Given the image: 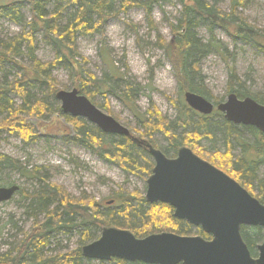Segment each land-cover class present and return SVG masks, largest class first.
<instances>
[{
	"label": "rangeland",
	"instance_id": "1",
	"mask_svg": "<svg viewBox=\"0 0 264 264\" xmlns=\"http://www.w3.org/2000/svg\"><path fill=\"white\" fill-rule=\"evenodd\" d=\"M23 1L25 0H0V7L14 4L19 8L21 15L19 23L15 22L16 19L0 17V43L20 38L29 32L30 6ZM109 2L107 13L115 15L92 34L77 35L75 40L77 54L75 60L82 68L83 75L91 74L96 80L105 78L106 86L103 89L110 88L106 96H102L96 94L95 88L88 85L84 91L94 95L91 100L85 97L100 111L127 128L136 140L145 141L167 156H172L173 151L162 134L142 136L139 117H148V111L154 107L163 118L176 127L175 123L179 118L178 108L181 103H185L183 95L185 92H192L179 90L170 58L162 48L182 33L179 31L173 33L171 29V26H177L182 19V5L178 0H158L157 3H152L151 13L148 15L141 7L121 13L119 0H109ZM207 2L222 12L228 13L230 10V0ZM47 11L49 13L54 11L52 3L47 6ZM239 12L249 25L264 35V0H247V6ZM70 13H72L71 9L63 13L60 24L66 23ZM193 18H195L194 34L198 40L206 44L211 37L208 23L202 22L197 17ZM90 20L95 24L98 15L91 14ZM212 35L219 48L217 50L213 48L202 57L192 74L193 86L202 93L200 96L214 106L226 102L230 94L228 89L231 85L232 73L248 94L264 95V54L253 45L233 41L225 31L217 27L213 29ZM33 37L37 60L42 64L54 63L58 57L54 44L46 38L43 31L35 33ZM25 50L24 46L22 51L26 53ZM15 60L23 66L30 65L25 55ZM19 73L20 70L16 66L4 63L0 67V83L5 79L13 80V77ZM51 76L58 89L57 92L72 90L79 92L78 87L75 86L72 67L61 62L54 66ZM128 87L131 89L130 93L136 94L132 102L124 104L115 95L120 96L125 93ZM27 89L32 97L31 100L43 99L52 111L42 118H27L33 127V137L29 143H24L17 135L9 133H2L0 136V154L10 158L15 168L0 173V187L17 185L24 192L23 195L17 193L10 201L0 204V254L13 250L14 244L22 239V233L28 232L34 222L32 213L27 209L30 204L27 196L38 188V182L21 175L17 168L37 169L40 177L59 186L70 197L93 199L99 205L100 213L105 214L117 211L115 199L120 192L145 198L146 182L154 165L150 155L136 146L132 147V153L137 161V168L124 163L120 167L101 159L75 139L77 132L64 119L60 112V103L55 95L50 94L46 85L33 84ZM9 97L15 106L22 104L17 96L9 95ZM104 105L108 106L107 110L103 108ZM214 111L207 116L213 136L198 143L201 150L194 148L201 155L199 156L208 162L214 156L211 155L212 153L224 152L226 149L221 131L225 119L218 111ZM199 116L200 114L193 112L192 122H198ZM233 127L241 141L239 146L232 142L231 152L234 157H240L242 143L253 145L256 139L247 127L234 124ZM187 130L190 132L192 126ZM173 132L180 137L184 129L174 128ZM111 137L115 142L122 141L119 136ZM254 155L251 154L250 157H255ZM257 177L259 180L264 179V166L259 168ZM257 186L256 183L251 186L255 194L259 192ZM42 218L43 216H39V221H42ZM100 232L91 231L90 241L83 244H80L82 229L52 235L44 253L46 256H58L72 252L96 241L100 237ZM254 251L257 254L256 247ZM81 264L108 263L82 259Z\"/></svg>",
	"mask_w": 264,
	"mask_h": 264
},
{
	"label": "trees",
	"instance_id": "2",
	"mask_svg": "<svg viewBox=\"0 0 264 264\" xmlns=\"http://www.w3.org/2000/svg\"><path fill=\"white\" fill-rule=\"evenodd\" d=\"M208 0H178L182 5V19L177 26H171L173 33L182 32L169 43L162 46L166 55L169 56L180 91H192L201 95L202 93L193 86V70L197 69L198 61L207 55L213 48L219 46L214 42L212 31L215 27L225 31L233 41H242L245 44L253 45L258 51L264 54V35L256 28L249 25L239 12L247 6V0H230L228 13L207 2ZM30 6L31 21L28 24L29 32L13 40L0 43V67L4 63H11L16 66L20 73L13 77V80H4L0 83V136L2 133L17 135L24 143L32 141L33 127L28 122V117L42 118L51 114L50 106L43 99L31 100L28 89L30 85H46L50 94L54 96L58 89L54 84L51 71L54 66L63 62L74 69L75 86L80 94L92 99V93L84 91L90 85L95 88V93L106 96L108 89L106 79L96 80L91 74L84 76L82 68L75 60V40L78 36L92 34L97 28L113 17L107 13L110 6L109 0H25ZM120 12L126 13L132 8L141 7L149 15L152 3L158 0H119ZM53 4L54 11L49 13L47 6ZM61 4H64L63 6ZM62 6V7H61ZM71 9L64 25L60 24L63 13ZM97 14L98 20L91 23L90 15ZM16 19L21 22L20 10L14 4L0 7V17ZM197 17L202 22L208 23L210 40L203 44L194 34V21ZM43 31L48 40L54 44L57 59L51 64H42L37 60L34 53L33 35ZM178 34V33H177ZM25 46L24 53L22 48ZM25 55L30 65L28 67L19 64L15 59ZM233 74V73H232ZM231 74V85L228 93L234 94L238 99L251 98L264 106V95H250L244 90L237 77ZM110 90V88H109ZM108 90V91H109ZM128 87L125 93L115 95L124 104L132 102L136 93H130ZM113 94V93H112ZM9 95L17 96L22 104L15 106ZM105 110L108 109L104 105ZM179 118L175 126L154 107L148 111V117H139L142 128V136L150 137L153 134H162L171 150L175 152L179 147L199 149L197 143L210 139L211 125L207 116L200 115L198 122H192L193 111L181 103L178 108ZM64 119L77 132L75 139L96 154L101 159L122 167V164L137 168V161L133 157L132 147L137 146L128 137H120L121 142H115L111 136L102 133L98 128L89 124L83 119L72 118L63 115ZM86 123L91 125L89 127ZM222 135L225 141V151H215L210 163L223 171L229 177L237 180L253 197L264 205V179L259 180L257 174L259 168L264 166V134L253 127H247L251 131L255 143L253 145L245 142L241 145L242 155L234 157L231 152L232 142L239 146L240 137L236 134L233 124L224 120ZM192 130L188 132V127ZM174 128H182L184 132L180 137L174 134ZM220 131V132H221ZM142 149V148H141ZM144 150V149H142ZM145 151V150H144ZM255 155H254V154ZM255 157H250V155ZM13 168L10 158L0 154V173ZM19 173L27 178L37 180L38 188L30 195L27 209L34 218L33 226L28 232L22 233V239L14 244L13 250L0 254V264H81V248L58 256H46L45 249L49 246L52 235L82 229V240L80 244L90 241L89 233L93 230L101 231L106 227H115L130 231L137 238H144L151 234L162 232L173 233L182 236H200L210 239L201 229L189 225L185 221L177 220L173 216V209L165 204H149L144 197L135 194L116 195L117 211L101 214L99 205L93 199L72 198L59 186L49 183L39 176L37 169L27 170L17 168ZM142 170V169H141ZM143 171V170H142ZM257 184L258 193L252 190V185ZM18 193L23 195L19 189ZM135 201V203H133ZM39 216H43L39 221ZM263 229L260 227H242L241 235L252 256L256 244L263 239ZM192 236V235H191ZM88 260V259H87ZM108 264H143L140 262H126L119 259H112Z\"/></svg>",
	"mask_w": 264,
	"mask_h": 264
},
{
	"label": "water",
	"instance_id": "3",
	"mask_svg": "<svg viewBox=\"0 0 264 264\" xmlns=\"http://www.w3.org/2000/svg\"><path fill=\"white\" fill-rule=\"evenodd\" d=\"M184 102L203 116L214 110L234 125L253 127L264 134V106L251 98L229 94L214 106L202 96L184 93ZM60 112L83 119L106 135L132 137L123 125L100 111L77 90L55 94ZM154 168L147 179L145 200L173 209L177 220L199 228L210 239L168 232L135 237L130 231L103 228L100 237L81 248L84 259L109 262L119 259L143 264H264V239L252 256L241 235L242 227L264 230V205L223 171L182 147L175 159L147 146ZM19 186L0 187V204L10 201Z\"/></svg>",
	"mask_w": 264,
	"mask_h": 264
},
{
	"label": "flooded vegetation",
	"instance_id": "4",
	"mask_svg": "<svg viewBox=\"0 0 264 264\" xmlns=\"http://www.w3.org/2000/svg\"><path fill=\"white\" fill-rule=\"evenodd\" d=\"M215 112V111H214ZM214 112H212V113H214ZM211 113V114H212ZM128 139H130L133 143H135L137 146H139L140 148H142V149H144L148 154H149V151H148V148H147V146H148V143L147 142H145V141H139V143L138 142H135V141H133L132 139H131V137H129ZM150 145V144H149ZM197 145H198V147H199V149L201 150V148H200V146H199V144L197 143ZM154 149H156V150H159L157 147H155V146H153V145H151ZM169 146H170V144H169ZM180 148H182V147H179L175 152H173V154H172V156H167V154L166 153H163L161 150H159V151H161L163 154H164V156L166 157V158H168V159H175L176 157H177V154H178V150L180 149ZM185 148H187V149H189V150H191L192 151V153L194 154V155H196L197 157H199L200 159H202L200 156V154H198L197 152H196V150H193L192 148H188V147H185ZM150 155V154H149ZM200 155V156H199ZM151 157V156H150ZM202 160H204V159H202ZM204 161H206V160H204ZM153 162H154V160H153ZM208 162V161H207ZM208 163H210V162H208ZM211 164V163H210ZM212 165V164H211ZM154 168V165H153V167H152V169ZM152 169H151V173H152ZM151 175V174H150ZM233 179V178H232ZM235 180V179H234ZM235 181H237V180H235ZM239 184H240V182L239 181H237ZM241 185V184H240ZM242 186V185H241ZM243 187V186H242Z\"/></svg>",
	"mask_w": 264,
	"mask_h": 264
},
{
	"label": "bare ground",
	"instance_id": "5",
	"mask_svg": "<svg viewBox=\"0 0 264 264\" xmlns=\"http://www.w3.org/2000/svg\"><path fill=\"white\" fill-rule=\"evenodd\" d=\"M70 117V116H69ZM95 127V126H94ZM130 133V132H129ZM129 138V137H128ZM149 145V144H148ZM152 158V157H151ZM153 159V158H152Z\"/></svg>",
	"mask_w": 264,
	"mask_h": 264
}]
</instances>
